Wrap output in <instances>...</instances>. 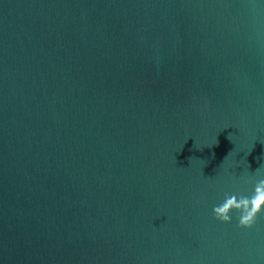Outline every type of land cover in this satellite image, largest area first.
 <instances>
[{
    "label": "water",
    "instance_id": "1",
    "mask_svg": "<svg viewBox=\"0 0 264 264\" xmlns=\"http://www.w3.org/2000/svg\"><path fill=\"white\" fill-rule=\"evenodd\" d=\"M259 167L264 0H0V264H264Z\"/></svg>",
    "mask_w": 264,
    "mask_h": 264
},
{
    "label": "clouds",
    "instance_id": "2",
    "mask_svg": "<svg viewBox=\"0 0 264 264\" xmlns=\"http://www.w3.org/2000/svg\"><path fill=\"white\" fill-rule=\"evenodd\" d=\"M260 167L250 176L257 178L252 183V191L246 195L226 194L222 202L214 206L212 214L220 222L229 223L232 214H236L239 227L250 228L255 222L257 215L264 211V174L259 171Z\"/></svg>",
    "mask_w": 264,
    "mask_h": 264
}]
</instances>
